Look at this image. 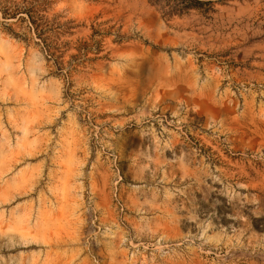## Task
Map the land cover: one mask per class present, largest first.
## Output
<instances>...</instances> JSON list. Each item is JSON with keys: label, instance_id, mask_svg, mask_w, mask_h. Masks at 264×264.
I'll list each match as a JSON object with an SVG mask.
<instances>
[{"label": "rangeland", "instance_id": "1", "mask_svg": "<svg viewBox=\"0 0 264 264\" xmlns=\"http://www.w3.org/2000/svg\"><path fill=\"white\" fill-rule=\"evenodd\" d=\"M203 1L55 0L69 83L0 15V264H264V0Z\"/></svg>", "mask_w": 264, "mask_h": 264}, {"label": "trees", "instance_id": "2", "mask_svg": "<svg viewBox=\"0 0 264 264\" xmlns=\"http://www.w3.org/2000/svg\"><path fill=\"white\" fill-rule=\"evenodd\" d=\"M148 2L157 8L163 18L167 20L175 16H183L192 10H203L205 7H210L212 3L203 0H148ZM54 4L55 0H0V15L4 20V25L8 27L7 31L13 36L19 38V34L13 30L14 26L23 29V36L31 35L35 44L43 52L45 59L56 71V76L69 83L68 80L76 72V69L90 60L89 55L97 44L93 39L78 40L74 43L75 47L73 48L72 42L66 41L65 38L73 36V30L76 29L75 22L66 21L63 16L57 14L51 15ZM72 49L75 50V53L69 54ZM67 57H69L68 61ZM192 131V127H185V134L182 135L185 144L181 146L191 155L194 150L199 149L198 143H200L192 135ZM204 148L205 146H202L199 150ZM205 153L208 160L213 161L214 165H218L219 160L214 158L215 154L212 150L209 149ZM222 202L224 203L223 215L233 217L246 215L254 228L264 234V230L256 227L252 216L246 214L238 205L228 204L224 199ZM237 225H242V222L239 221Z\"/></svg>", "mask_w": 264, "mask_h": 264}]
</instances>
